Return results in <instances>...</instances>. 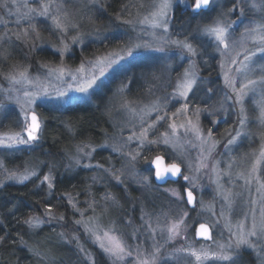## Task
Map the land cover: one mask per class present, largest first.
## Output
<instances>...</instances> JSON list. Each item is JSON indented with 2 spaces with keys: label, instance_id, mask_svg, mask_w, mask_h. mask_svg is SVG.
Returning <instances> with one entry per match:
<instances>
[{
  "label": "rangeland",
  "instance_id": "rangeland-1",
  "mask_svg": "<svg viewBox=\"0 0 264 264\" xmlns=\"http://www.w3.org/2000/svg\"><path fill=\"white\" fill-rule=\"evenodd\" d=\"M40 2L41 0H15V3L13 4V0H8L9 8H0V46L4 45L5 48L10 50L17 49L15 43H26V45H31L32 48L42 46L39 42H48L50 40L48 34L44 31L48 28L47 30L51 32L53 40L55 41V43L52 42L55 46L47 45V48L50 49L52 53L56 54L59 60L58 64L52 68L64 67L66 72L71 73V75H66L63 81L52 79L51 83H49L48 79H45L47 76V68L37 66L35 69H29L28 73L30 74V77L33 80L39 78L40 84H42L50 94L49 96L38 97L30 106L31 109L36 111L38 105L63 108L74 103H90L94 96H96L97 98L100 97L101 109L104 110L102 111V114L112 117L113 121L115 120V123L113 126L114 131L109 134L110 137L106 141L109 147L100 148L107 150L112 155L110 159L106 157L102 158L99 162V164L103 166L102 168L95 167L98 163L94 162V152L92 153L91 158L81 157L82 164H91L93 165L92 168H84L74 164V158L77 155V148L63 153L67 159V167L65 169L70 170V174H73V172H75L74 170L77 168L96 170V176H94L96 178L95 185L89 190L90 193L86 201L85 211L75 210L74 221H70V225L67 227V230L69 231L68 236L63 235V237H61L60 233H58L48 239L34 240L35 245H32V257L34 263L81 264L80 261L83 259L82 255L84 257V253L77 252L80 245L86 244L90 247L96 248L104 256L106 262L112 264L111 259L103 254L101 250L92 243V238L85 235L84 225L91 220L103 229L114 228L117 230V234L123 233L124 239L133 249L139 245V250L141 252L150 253L154 247H158L160 249V254L157 264H197L194 257L187 255L185 252H179L178 250L191 247L196 250H204L208 252L211 257L213 252L219 251V244L232 245V252L237 254L238 257L236 264H250L248 263V260L242 257L244 253L252 256L256 261V264H264V239H261L254 249L247 246H242L240 249H236V240L239 235V229L237 226L243 224L245 231L251 229L254 217L257 224L260 222L261 208L264 207V204H261L259 201L256 192V185L253 184L251 187L247 186L244 178L240 175L241 173L246 174L248 172L254 159L259 155L260 149L264 147V127L260 125L258 120V103L264 98V89L257 85L255 91L249 92L245 97L244 108L248 120L245 125L241 126L239 123L240 105L234 103V94L229 88L225 87L224 84L225 72H228L230 76L237 80V88H239L241 82L247 83L248 79L259 80L261 75H264V71H262V69H264V55L257 51L256 44L253 43L252 38L245 32L246 28L264 22L263 16H261L263 12H257L256 10L251 9V0H241V3L237 6L235 14H231L225 10V7L230 6L235 0H218L220 7L217 8V12L213 13L214 17L219 12L223 11L225 13L223 19L226 24L231 23L232 21L236 22L229 30L231 46L224 56L216 50L217 46L210 37L199 36L206 41H209L213 47L218 62V79L220 81L221 94L214 90L212 93H208V90L205 88L203 90L205 92L202 96H200L201 93L198 94V102L194 106H190L192 111L189 116L193 120H195L194 113L197 107L206 109V111L201 112L200 124L204 130L205 137H207L208 128L213 129V135L209 144H211L212 141H215L214 149L209 153V146H200L199 141H193V143L197 145L196 147H193L192 144H184L183 140L180 142L183 144V149L182 151H178L177 155L178 158L182 160L184 175H188L191 178L190 181H185L183 177H181V182L184 185L183 188H192L193 181L196 184V187L192 188L195 197L194 208L189 210L186 208L184 199L178 200L170 194L171 191L175 189L180 191L183 195V188L182 190L174 187L160 189L161 194L172 202L173 205H171L165 198L159 197L156 194L157 192L152 188L145 189L140 187V184L138 183L139 180L143 176L148 175L147 170L149 166L145 163L142 165V169H145L146 171H137L135 166L132 172L138 173V175H133L132 173L126 174L123 176L124 183L119 185L108 172L104 171L105 169L113 170L122 168L128 158L121 152H114L113 147H118L121 143H124L127 140V137L134 131L137 133L140 131L141 118L145 121V126L155 121L157 113L152 112L149 116L146 112L151 111L150 106L156 101L157 97L161 99V104H163V98L166 95H171L177 79L182 76L185 69L191 67L186 59L181 58V50L179 48L173 44L165 42V40H179L172 33L171 27L169 33L165 36L162 29L153 30L147 25L139 23L140 20H143L144 17L148 16L153 10L152 4L156 2V0L148 4L146 11L134 17L133 21L126 24L128 33L125 44L121 49L111 53L125 55L127 49L129 47H134L137 43H147L150 47L140 48L133 57L108 69L103 76H100L99 68L94 67L93 65L97 59L106 57L110 53L97 54L86 59H70L66 61V58L71 55V52H69L65 54L62 64L59 53L54 51V48L62 46L60 44L61 40H63L64 43H67L71 49L74 47L79 49L85 44L97 40V36L95 35V32H93L96 30H94L93 27H90L92 24L95 28H98L101 31H110L109 27L102 25L103 23L97 25L94 21L96 17L94 9L98 8V1L54 0L53 12H55L57 6H61V10L74 18L75 22H79L81 27L78 31L72 30L66 37H63L59 34L53 33L50 20L44 21L43 18H37L33 20L32 23L39 29L41 38L37 39L38 41H33L32 39H26L23 36L24 29L28 27V23L21 20L18 25L16 21L28 11V8H38ZM25 4H27L28 7H25ZM240 7H244L245 9L243 16L240 14ZM174 8H178L180 12H185L183 5H179L178 3L174 4ZM9 10L13 13L12 15H8ZM190 11L191 10L189 9L188 12ZM173 13H171V15H173ZM154 31L156 33L155 36L153 35ZM184 31L187 32V30ZM18 33L21 36L20 40H17L16 38ZM75 35L82 36V44L79 42L72 44V37ZM161 36H164V39H161ZM231 42H234V44ZM158 47H163L164 51L158 52L153 50ZM251 53H256L252 61H244L245 55ZM193 59L196 65V58ZM232 60H235L236 63H231ZM129 63L130 65L133 64L129 68L121 71V68L127 67ZM244 63L249 64V69L243 72H237L236 69L242 68ZM81 64L84 65L85 69L83 73L77 71L81 67ZM221 64L224 65L223 68H221ZM134 66H139L144 69V71H140L139 73H141V75L144 74L142 76L145 78L147 77L146 73L148 71L152 72L154 69L158 68L162 78L160 81L151 82V93L148 90L145 94L141 96H133V98L129 100L123 98L119 89L110 88V90L106 92V88L111 86L110 83H113V81H119L124 74L130 73ZM192 70L197 73L200 81L201 77L197 70V66ZM16 72L18 71L13 72L12 74ZM93 73H95L98 79L97 83L89 89L87 95L90 99L82 98L78 100H69L68 98L70 97H83L85 95L75 92L74 90H69L70 85L72 89H75V87L78 86V83L83 82L73 80L72 76L75 75L80 77L87 75L90 77ZM209 84L210 82H206L204 85ZM24 88H27L33 93L36 91V88L32 85H24L23 87L21 85L13 86L5 77L0 79V124H2L5 129H11L14 126L10 111L16 114L18 120L16 131L6 133L0 132V137L21 132L20 125L23 121L21 105L24 104ZM57 88L60 91H67L68 96L64 99H57ZM226 97L230 98L226 99ZM17 101H19V103H17ZM127 101L133 102V106L137 110L145 109V112L137 111V114L133 116L130 112L121 108V104ZM183 103L184 101L181 100L180 103L175 104V106L170 104L168 108L160 112V115H163L164 111H167L169 119L162 122L163 126L158 127V130L155 132L157 136L166 130L170 131V129L167 128V125L168 123L173 122L171 119L172 112H175L176 108L180 107ZM204 105H206V107ZM25 107L27 106L25 105ZM97 108L98 107H96V109ZM6 117L8 118L4 122V118ZM212 121H216V123H212ZM184 122L185 118L183 117L176 120L177 124ZM218 123H221V126L215 131ZM182 131L183 130H181V134ZM237 131L242 133L241 137L237 139L235 144L228 145V141L236 136ZM150 138L155 137L151 136ZM41 142L42 140L38 142V146L18 145L13 148L0 147V157L2 159H9L10 162L13 161L15 163V157L22 155V153L28 155L33 153L41 146ZM226 145H228V147H225ZM136 146V141L128 143L123 148V152L127 153L129 151H135ZM202 148L204 157L203 163L206 167L202 168L200 172H196V161L202 158ZM165 152L169 154L171 162V149H167ZM155 155L161 154L157 153ZM53 163L57 165L54 170L56 171L59 164L51 158L47 159V157L39 158L33 156L32 158L22 160L20 163H17L20 167H16V169L12 171L4 170L2 165V167H0V187L5 184H23L17 183L15 180L7 179L9 172L14 171L17 176H19L24 174L25 168L28 167L36 170L37 174H39L40 168L45 167V164L50 165ZM190 163L193 165L191 169L188 167ZM69 165H71V167H69ZM213 165L215 166V172L212 170ZM229 165H231V167H229ZM45 172L44 173L47 174V171ZM261 175L264 177V171H262ZM150 180H152V176L150 177ZM214 181H217V183H214ZM118 187L123 188L122 193H119L117 190ZM125 189H127V195L125 194ZM100 190L105 193L111 192L115 194L121 200L123 207L113 208L106 205L103 196L98 195ZM228 192H231L232 194L231 206H229L228 202L223 198ZM252 200H256L257 203L253 205L251 203ZM106 208L107 210H105ZM138 211H140L139 214H137ZM81 212L84 213L83 216H81ZM142 212L144 214L143 220H141ZM185 212L187 215H184ZM180 217H183V220L185 221V224L182 225L180 235L174 240L169 241L167 239V225L174 219ZM44 220L45 223H47L49 218ZM77 220L82 221V223L77 225ZM129 221L131 222L129 223ZM201 223L214 225L210 232L211 239H196L194 230L196 226ZM149 224L151 225L150 228L148 226ZM134 233L138 239L133 238ZM74 236L78 237L79 243L72 239ZM253 239L255 240V238ZM36 252H39L40 255H37ZM78 254L79 257H77ZM136 259L137 253L136 251H133L132 256L126 257L125 261L121 262V264H136ZM203 264H224V262L210 258L204 260Z\"/></svg>",
  "mask_w": 264,
  "mask_h": 264
},
{
  "label": "snow or ice",
  "instance_id": "snow-or-ice-1",
  "mask_svg": "<svg viewBox=\"0 0 264 264\" xmlns=\"http://www.w3.org/2000/svg\"><path fill=\"white\" fill-rule=\"evenodd\" d=\"M15 0H13V4ZM178 3L179 5H183V9L185 12H188V15L191 19H197L202 22L197 25L192 33L189 35L192 36V40H189L187 37L184 40H165L166 43H170L175 45L177 48L181 50V58L186 59L191 66L189 69H185L182 76L179 77L174 85L173 92L171 95H166L163 98V104H161V99L157 97L156 101L150 106L151 111H147V115H151L152 112H156V119L154 122L147 124L145 126V121L141 118L140 123V131L133 132L130 136L127 137V140L124 143H121L118 147H113L114 152H121L128 159L121 169H105V172H108L109 175L116 181V183L123 184V176L126 174L132 173L133 175H138V173H133L132 170L135 165L139 162L141 156L144 157V163L147 164L148 167V176H143L139 180V184L141 188L150 189L151 181L150 177L154 175L156 181L168 182V177H183L185 181H190L191 178L188 175H184L182 160L178 158V151H182L183 144L180 142L183 140L184 144H192L193 147L197 145L193 143V141H199L200 146L208 145L209 153L215 147V141H212L209 144V141L213 135V129L208 128L207 137L204 136V130L200 124V116L202 111H206V109H201L199 107L195 110V120L190 118L189 114L191 113V108L189 106V101L191 99L190 94L193 96L196 95L199 89V78L195 71L192 69L195 68V61L193 58L198 57L201 53L198 52L196 44L192 41L196 40L199 36L210 37L216 44V50L221 53L222 56L226 55L227 50L230 48V32L229 30L236 23L232 21L231 23L226 24L224 22L223 11L219 12L215 17L212 16V13L217 12V8L220 7L218 4V0H156L152 4V11L148 16H145L143 20H140L139 23L142 25H147L153 30L162 29L163 34L165 36L169 33L170 27L172 26L173 21V13L175 11L174 4ZM241 3V0H235L232 3V6L227 9L228 13L235 14L237 10L238 4ZM54 0H41L38 8H28V11L24 13L20 18L16 21L19 25L21 20L28 23V27L24 29L23 36L24 38L32 39L33 41L40 39V31L36 27L35 24L32 23L33 20L37 18H43L44 21L50 20L52 31L54 34H59L63 37H66L67 34L72 31H78L81 25L79 22H75L74 18L70 17L66 12L61 10V6H57L55 12H53ZM28 7L27 4L24 5ZM143 7V5H141ZM251 9L256 10L257 12H264V0H251L250 4ZM0 8H9L8 0H0ZM124 10H127V6H124ZM241 16L244 15V7H240L239 9ZM13 13L9 10L8 15H12ZM119 18V17H118ZM208 21V22H204ZM127 23V21H125ZM191 27V24L188 25ZM245 32L252 38V41L257 46V51L264 55V22L258 23L253 27H248L245 29ZM155 36V31L153 32ZM17 40L21 39L20 34H17ZM100 39L99 36L96 37ZM164 39V36L160 37ZM107 39V37H104ZM83 43V39L81 35H75L72 37V44ZM234 44V42H231ZM61 47L54 48L55 52L59 53L61 58V63L63 64V59L66 53L71 52V47L64 43L63 40L60 41ZM148 48L149 44H135L134 47H129L125 55H120L116 53H110L108 56L97 59L94 63V67L99 68L100 76H103L105 72L113 68L116 65H119L122 61H125L131 57H133L140 48ZM154 51L163 52V47H158L153 49ZM256 53H251L249 55H245L244 61L250 62ZM231 63L235 64L236 61L232 60ZM224 65L221 64V68ZM41 68H47V76L45 79H48L49 83H51L52 79L57 81H63L66 75H71L70 72H66L64 67L52 68L49 67L48 64H41ZM249 69V64L244 63L242 68H237V72H243ZM78 72L83 73L85 71L84 65L81 64V67L77 70ZM264 71V69H262ZM13 86L21 85H32L36 88L35 93L29 91L27 88H24V104L21 105V115L23 116V121L21 123V132H17L12 135H7L5 137H0V147L5 148H13L18 145H37L38 142L42 139V120L36 113L34 109H31V105L35 102V100L40 96H49V92L46 88L43 87L39 82V78L33 80L30 77L28 71L22 70L18 71L14 74L7 75L5 77ZM73 80L83 81L82 83H78V86L75 89H72L71 85L69 86V90H74L75 92L85 94L83 97H70L69 100H78V99H90L87 95L89 89H91L96 83L98 77L93 73L90 77L80 76L77 77L75 75L72 76ZM153 80L158 79L155 75L152 77ZM224 84L225 87L229 88L231 92L235 96L234 103L240 105V113H239V123L241 126L245 125L248 120L247 115L245 114V97L249 94V92H254L257 85H259L262 89H264V75H261L259 80L248 79L247 83L241 82L239 84V88H237V80L229 75L228 72L224 73ZM57 91V99H64L68 96L67 91H60L58 88ZM152 89H149L151 93ZM213 89L211 87L208 88V93H212ZM230 98V97H226ZM183 100L184 103L177 107L175 112H172L171 119L173 122L168 123L167 128L170 131L166 130L165 132L160 133L158 136L155 134L158 127L163 126L162 122L169 119L168 112L164 111L163 115H160V112L164 109L168 108L171 104L175 106V104H179L180 101ZM67 102V101H66ZM206 102V101H205ZM19 103V101H17ZM25 105L27 107H25ZM121 108L130 112L133 116L137 114V111L145 112V109L137 110L133 106V102L127 101L121 104ZM259 108V116L258 120L260 125L264 127V98H262L261 102L258 103ZM185 118L184 123L177 124L176 120L179 118ZM212 123H216V121H212ZM71 127H69V131H71ZM181 130L182 134H181ZM242 133L240 131L236 132V136L232 137L228 141V145L235 144L237 139L241 137ZM154 136L155 138H150ZM133 141L137 142L136 150L129 151L127 153L123 152V148ZM226 145L225 147H228ZM163 146V147H161ZM109 145L107 143L101 145L92 146L90 143H84L82 145H77V155L74 158V164L76 166H82L84 168H92L91 164H82L81 157L91 158L92 153L96 151L97 148H107ZM85 149H90L85 151ZM171 149V162H166L169 160V154L164 155H154L149 158L148 154L154 153L155 151L165 152V150ZM201 159L196 161L195 171L200 172L202 168L206 167L203 163V148L201 153ZM2 167V164H0ZM45 167H48L47 174L43 175L41 180V184L37 185L39 188L43 184H47L49 193L54 188V170L57 167L55 163L53 164H45ZM71 167V165H69ZM97 168H102L103 166L100 164L95 165ZM189 169L193 167L190 163L188 165ZM231 167V165H229ZM213 172H215V166L213 165ZM7 171V170H6ZM264 171V147L260 149L259 155L254 159L251 168L248 170L246 174L241 173L240 175L244 178L245 184L251 187L253 184L256 185V192L258 194L259 201L261 204H264V177H262L261 173ZM37 177L36 170L32 168L26 167L24 170V174L17 176L16 172H9L7 179L15 180L17 183H24L27 180H30L32 177ZM95 180L96 178L93 177ZM174 183L176 181H173ZM217 183V181H214ZM183 188V186H181ZM196 187L195 182H192V188ZM192 188H183V193L186 194L187 200L186 203L188 205H193L195 203V197L192 191ZM125 194L127 195V189H125ZM173 197H176L178 200H183L184 196L180 191L173 189L170 193ZM231 192H228L224 195V200L228 202L229 206H231ZM103 199L109 207L113 208H122L123 205L121 200L113 193L106 192L103 196ZM68 202L74 209H77L76 203L69 196ZM95 203V201H94ZM251 203L255 205L257 203L256 200H252ZM78 210V209H77ZM107 210V208L105 209ZM45 215L49 217V220L57 219V217L53 214V208L51 205L46 204L45 206ZM84 213L81 212V216ZM184 215H187L185 212ZM260 222L257 224L255 221V217L253 218V225L251 229L245 231L243 224L238 225L239 235L236 240V249H240L242 246H247L249 248H256L257 243L264 239V207L261 208L260 213ZM59 220H64L65 217L60 215L58 217ZM144 219V214L142 212L141 220ZM131 221H129L130 223ZM25 224H28L30 228L38 229L45 223V220L39 216H31L24 221ZM82 221L77 220L76 224H81ZM218 223V221H217ZM185 224L183 217L174 219L171 223L167 225V239L169 241L174 240L176 237L180 235L182 225ZM149 228L151 225H148ZM85 227V235L92 238V243L96 245L103 254L109 257L112 261V264H121L124 262L126 257H131L132 252L136 251L137 259L136 264H157L160 249L158 247H154L150 253L141 252L139 250L140 246L137 245L135 249L132 248L131 245L127 243L124 239V234H117V230L114 228L103 229L98 224L93 223L89 220L84 225ZM214 225L201 223L199 228L197 229V236L203 237L205 239H211V228ZM139 231V230H137ZM63 233L60 234L63 237ZM133 238L138 239V237L133 234ZM255 238V240L253 239ZM4 237H0V242L4 241ZM73 240H76L79 243L78 237H73ZM218 252H213L211 257L208 252L204 250H196L195 248H182L179 249V252H185L187 255L194 257L197 264H203L204 260L214 259L224 264H236L237 254L232 252V245H218ZM78 251L80 253H84V264H98L96 259L92 256L91 253H87L82 245L79 246ZM37 255H40L39 252H36Z\"/></svg>",
  "mask_w": 264,
  "mask_h": 264
},
{
  "label": "trees",
  "instance_id": "trees-1",
  "mask_svg": "<svg viewBox=\"0 0 264 264\" xmlns=\"http://www.w3.org/2000/svg\"><path fill=\"white\" fill-rule=\"evenodd\" d=\"M97 1L98 10L94 9L96 15L94 21L97 25L103 23L102 25L109 27L110 31H101L95 28L93 24L90 25V27L96 30L93 32H95V35L99 36L100 39L93 40L79 49L75 47L72 48L71 55L66 58V61L70 59H86L93 55L107 54L121 49L125 44L128 33L126 24L133 21L134 17L146 11L148 4L154 0ZM141 5H143V7H141ZM124 6H127V10H124ZM231 6L232 4L225 7V10ZM212 16L214 17L213 13ZM261 16H263L264 19V12ZM125 21H127V23H125ZM189 23L191 27L188 26ZM200 23L202 22L199 18L191 19L188 12H180L178 8H175L171 31L179 40H184L186 37L192 40V36L189 34L192 33ZM47 29L44 31L48 34L51 41L39 42L42 46L32 48L31 45L29 46L27 44V46L26 43H15L17 46L16 50L7 49L4 45L0 46V79L15 71L35 69L37 66H41V64H48L49 67H54L58 64V56L47 48V45L55 46L53 36ZM184 30H187V32ZM104 37H107V39H104ZM192 42L196 44L198 52L201 53L196 57V66L201 78L199 84L200 90L197 91L196 95H190L191 99L189 101V106L191 107L198 102V94L201 93L200 96L204 94L205 91L203 90L205 88L208 90V88L211 87L214 91L219 93L221 91L220 81L218 79V62L211 43L201 37H198ZM131 65L129 63L127 67L121 68V71L129 68ZM140 71H144V69L139 66H134L131 72L124 74L119 81L110 83L111 86L106 88V92H108L110 88L119 89L123 98L130 100L133 96L145 94L151 88L152 81H160L162 78L158 68L154 69L152 72L148 71L146 73V78L142 76L144 74L141 75V73H139ZM153 75L158 77V79L153 80ZM206 82H210V84L204 85ZM204 106L206 107V105ZM96 107L98 108L96 109ZM102 111L104 110L101 109L100 97L97 98L96 96H94L90 103H74L63 108L38 105L36 107V113L42 120L43 128L41 146L29 155L22 153V155L15 157V160L13 159L15 163L13 161L10 162L9 159H2L0 157V163L3 165L4 170L7 171L15 170L16 167H20L17 163L32 158L33 156L39 158L47 157V159L51 158L59 164L57 170L53 173L55 178L53 181L54 188L51 190V193H49L47 184H43L39 188L37 187V185L41 184L43 175L46 173L45 171L48 172V167L40 168L39 174H37L40 179L34 177L23 184H5L0 187V237L5 238L3 242H0V264H35L32 257V247L35 245L34 240L48 239L58 233H63L65 236L69 235L67 227L70 225V221H74V214L77 209L79 211H85L86 209V201L90 193L89 190L95 185L93 177L96 176V170L77 168L74 170L75 172H73V174H70V170L65 169L67 167V159L63 153L74 150L77 148V145H82L84 143H90L92 146L106 143L110 137L109 134L114 131L113 126L115 120L113 121L112 117L102 114ZM10 113L14 126L11 129L6 128V130L4 126L0 124L1 133L14 132L17 130V116L12 111H10ZM7 118L8 117L4 118V122ZM220 126L221 123H218L215 131L218 130ZM69 127L72 129L71 131H69ZM157 153L161 155L166 154V152L155 151L154 153L148 154L149 158ZM93 155L94 162L98 164L102 158L106 157L110 159L112 157L107 150L100 148H97ZM143 161L144 157L141 156L139 162L135 165L137 171L145 170L142 169V165L144 164ZM166 162H170V159ZM147 173L149 175L148 170ZM150 181L152 185L151 188L157 192L156 194L159 197L165 198L171 205H173L172 202L161 194L160 189L174 187L182 190L181 186L184 187L181 180L176 184H167L163 187H158L152 180ZM117 190L119 193H122L123 188L118 187ZM104 194L105 192L101 190L98 193L99 196H104ZM69 196L76 203L77 209H74L71 204H69ZM46 204L52 206L53 214L57 219L47 220V223L41 225L42 227L37 230L30 228L28 224L24 223V221L31 216H39L42 219L49 218L45 215ZM139 212L140 211H138L137 214H139ZM60 215H63L65 219L59 220L58 217ZM82 246L87 253L92 254L98 264H108L104 256L96 248L86 244ZM77 253H79V251ZM77 257H79V254ZM242 257L248 260V263L256 264L252 256L244 253ZM82 258L80 262L84 264L83 255Z\"/></svg>",
  "mask_w": 264,
  "mask_h": 264
},
{
  "label": "water",
  "instance_id": "water-1",
  "mask_svg": "<svg viewBox=\"0 0 264 264\" xmlns=\"http://www.w3.org/2000/svg\"><path fill=\"white\" fill-rule=\"evenodd\" d=\"M181 177H182V176H181ZM181 177H176V178L168 177V178H167L168 182H162V181H156L154 175H152V181H153V183H154L156 186H158V187H163V186H166L167 184H176V183H178V182L181 180ZM173 181H176V182L174 183ZM182 192H183V191H182ZM183 196H184V201H185V204H186L187 208H188L189 210H192V209L194 208V204H195V203H194L193 205H188V204L186 203V200H187L186 194L183 193ZM198 228H199V225H197L196 228H195V230H194V234H195L196 239H197V240H206V239L203 238V237H199V236H197L196 233H197V229H198Z\"/></svg>",
  "mask_w": 264,
  "mask_h": 264
},
{
  "label": "flooded vegetation",
  "instance_id": "flooded-vegetation-1",
  "mask_svg": "<svg viewBox=\"0 0 264 264\" xmlns=\"http://www.w3.org/2000/svg\"><path fill=\"white\" fill-rule=\"evenodd\" d=\"M183 191V190H182Z\"/></svg>",
  "mask_w": 264,
  "mask_h": 264
}]
</instances>
